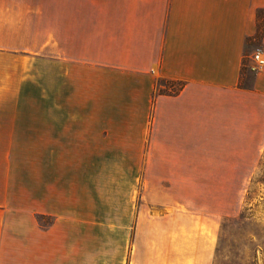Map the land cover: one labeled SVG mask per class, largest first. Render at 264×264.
I'll list each match as a JSON object with an SVG mask.
<instances>
[{"label":"crops","instance_id":"crops-1","mask_svg":"<svg viewBox=\"0 0 264 264\" xmlns=\"http://www.w3.org/2000/svg\"><path fill=\"white\" fill-rule=\"evenodd\" d=\"M260 9L0 0V264H79L95 240L106 264H213L221 215L189 189L264 152V29L240 85Z\"/></svg>","mask_w":264,"mask_h":264},{"label":"rangeland","instance_id":"rangeland-1","mask_svg":"<svg viewBox=\"0 0 264 264\" xmlns=\"http://www.w3.org/2000/svg\"><path fill=\"white\" fill-rule=\"evenodd\" d=\"M257 16L258 24H263L264 10L257 11ZM259 47L258 32L245 44L240 80L243 88L251 86L254 72L262 64L263 59L255 58ZM159 83L164 84L166 90L173 91L182 85L181 81L171 79H161ZM254 166L256 170L252 172L215 173L221 179V187L189 189L191 195L201 199L191 206L221 215L213 264H264V152ZM38 220L41 226H47L51 221L46 217H38ZM85 239L83 236L82 240ZM95 241L87 247L91 252L79 251V264H106L102 245Z\"/></svg>","mask_w":264,"mask_h":264},{"label":"trees","instance_id":"trees-1","mask_svg":"<svg viewBox=\"0 0 264 264\" xmlns=\"http://www.w3.org/2000/svg\"><path fill=\"white\" fill-rule=\"evenodd\" d=\"M260 10H262V9H260ZM263 29H264V22H263V24H258V16H257V33H256L255 37L257 36L258 32L261 36Z\"/></svg>","mask_w":264,"mask_h":264},{"label":"built area","instance_id":"built-area-1","mask_svg":"<svg viewBox=\"0 0 264 264\" xmlns=\"http://www.w3.org/2000/svg\"><path fill=\"white\" fill-rule=\"evenodd\" d=\"M255 58L258 59V54H255ZM260 63H263V60H261Z\"/></svg>","mask_w":264,"mask_h":264}]
</instances>
